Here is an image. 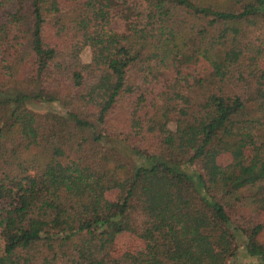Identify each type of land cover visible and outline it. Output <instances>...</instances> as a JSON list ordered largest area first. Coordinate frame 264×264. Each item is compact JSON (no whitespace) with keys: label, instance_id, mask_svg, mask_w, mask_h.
Returning <instances> with one entry per match:
<instances>
[{"label":"trees","instance_id":"16d2710c","mask_svg":"<svg viewBox=\"0 0 264 264\" xmlns=\"http://www.w3.org/2000/svg\"><path fill=\"white\" fill-rule=\"evenodd\" d=\"M263 60L264 0H0V264H264Z\"/></svg>","mask_w":264,"mask_h":264},{"label":"rangeland","instance_id":"374dc122","mask_svg":"<svg viewBox=\"0 0 264 264\" xmlns=\"http://www.w3.org/2000/svg\"><path fill=\"white\" fill-rule=\"evenodd\" d=\"M82 61L84 63L89 61L90 53L88 50H84L81 54ZM261 68H264V60L259 63ZM34 108H36L38 111H45V110H53L57 112H63V110L57 106V105H44V104H33ZM172 127L174 125H171ZM109 145L116 147L120 152H122L126 158L132 163V164H139L141 163L132 153V145L129 141L123 139L122 137L118 136H112L109 140L106 141ZM229 161L227 156H220L218 158V162L225 164ZM116 197V191H109L106 193V198L108 201H114ZM144 247V243L138 239L137 237L133 236L130 233L123 232L119 234L116 238V244L112 252H110V255L113 258H116L120 256L121 254L125 252L134 253L139 250H141ZM243 248L239 247L237 254L238 255V262L239 264H250L254 262H258L257 257H251L246 253V256L244 255V252H242ZM227 264H235L234 262L230 261Z\"/></svg>","mask_w":264,"mask_h":264}]
</instances>
